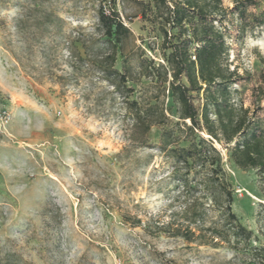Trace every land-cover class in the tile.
Returning <instances> with one entry per match:
<instances>
[{"label":"rangeland","instance_id":"rangeland-1","mask_svg":"<svg viewBox=\"0 0 264 264\" xmlns=\"http://www.w3.org/2000/svg\"><path fill=\"white\" fill-rule=\"evenodd\" d=\"M255 2L244 35L226 23L228 62L244 77L235 97L245 106L264 87V0ZM36 5L52 13L46 31ZM100 7H115L133 33L125 53L134 92L125 98L91 53L106 37ZM140 12L139 0H0V103L12 112L0 128V264H264V176L233 166L222 145L232 209L251 241L230 234L205 245L163 226L208 240L226 228L203 169L161 150L156 128L146 147L129 138L126 98L172 105L168 84L137 73L142 51L163 62V38ZM122 59L118 53V68Z\"/></svg>","mask_w":264,"mask_h":264},{"label":"trees","instance_id":"trees-1","mask_svg":"<svg viewBox=\"0 0 264 264\" xmlns=\"http://www.w3.org/2000/svg\"><path fill=\"white\" fill-rule=\"evenodd\" d=\"M255 3L234 0V6L228 9L224 0H139L142 20L163 38V62L149 59L142 51L137 58V73L156 79L165 84L164 88L168 84L172 105L165 107L158 99L126 98L125 109L131 116L129 138L137 147H146L156 128L161 150L170 152L177 162L189 168L203 169L202 182L206 189L212 188L214 204L226 227L215 231L208 240L195 235L189 227L163 224L170 234L188 242L199 240L201 244L213 245L214 239L226 240L230 234L237 241L250 242L253 236L232 209L234 191L217 144L226 149L227 161L233 166L256 169L264 176V87H255L253 106L236 99V85H241L244 77L230 68L232 31L226 25L233 26L234 35H244L249 9ZM34 8L36 14L42 13L39 25L48 30L52 13L42 11L39 5ZM98 18L106 37L97 52L92 49V56L102 78L125 98V91L128 95L134 92V85H128V81L135 68L125 53L133 33L115 7L109 13L100 7ZM83 47L87 54L90 47L85 43ZM118 53L123 57L120 68L116 66ZM70 55L75 56L71 48ZM77 57L82 58L80 54ZM134 224L140 221L137 219Z\"/></svg>","mask_w":264,"mask_h":264},{"label":"built area","instance_id":"built-area-1","mask_svg":"<svg viewBox=\"0 0 264 264\" xmlns=\"http://www.w3.org/2000/svg\"><path fill=\"white\" fill-rule=\"evenodd\" d=\"M12 119L11 110L4 104L0 103V128L6 127Z\"/></svg>","mask_w":264,"mask_h":264}]
</instances>
